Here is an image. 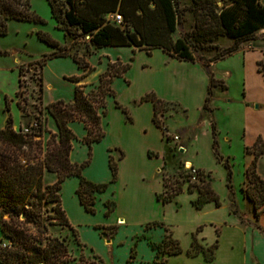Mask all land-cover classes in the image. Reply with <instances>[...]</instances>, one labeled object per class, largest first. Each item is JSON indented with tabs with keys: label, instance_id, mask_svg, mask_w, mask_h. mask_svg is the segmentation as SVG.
Instances as JSON below:
<instances>
[{
	"label": "trees",
	"instance_id": "trees-1",
	"mask_svg": "<svg viewBox=\"0 0 264 264\" xmlns=\"http://www.w3.org/2000/svg\"><path fill=\"white\" fill-rule=\"evenodd\" d=\"M180 0H61L65 4L59 17L53 8L54 0H47L50 16L64 25H75L82 32H88L89 42L94 48L114 45L143 48H162L169 55L178 59L199 61L209 76L207 94L203 104L204 110H209V101L213 87L220 85L225 88L222 80L214 77L209 67L211 60L220 58L237 48L241 41L255 35V31L264 27V2L261 0H222L219 6L217 0H188L184 6L194 18L193 26L183 31L181 36L173 37L172 33L182 25L179 10ZM117 12L120 21L114 22L106 15ZM7 19L41 22L42 19L30 8L27 0H0V34L5 32ZM37 37L50 46L57 43L46 34L37 32ZM220 37L232 40L227 46H220ZM214 50L211 56L198 54L199 49ZM133 49V48H132ZM57 56H65L58 54ZM77 67L85 72L92 69L86 60L71 56ZM129 67V61L107 62L105 69L99 73L94 89L84 91L82 85L75 83L72 98L63 100L57 98L45 105V110L52 117L56 126V139L46 142L42 151L39 135L41 123H35L29 131L11 129L8 124L0 127V264H63L72 260L62 237L46 232L47 225L66 226L75 232L70 225L60 203L59 189L61 181L70 175L78 178L75 194L78 202L86 211H93L94 193L103 191L106 182H93L81 174V169L88 159L80 163L69 159L71 140L74 133L67 125L68 121L78 120L85 132L80 141L90 147V143L100 140L104 131L100 124V115H105L107 96L114 98L115 91L111 86L112 78L121 76ZM259 70L264 73L263 61L258 62ZM80 75H69L65 78L76 82ZM115 106L120 104L115 100ZM139 101L150 100L152 104L151 119L155 125L163 128L166 139L174 136L166 132L161 115L169 103L157 97L153 91H146L138 98ZM100 110L98 111V109ZM126 113V109L121 106ZM127 116V114H126ZM212 149L218 161L226 168V185L229 196V209L239 213L233 197L231 184V162L218 151L216 129L212 123ZM180 145H183L180 143ZM245 151L254 153V158L245 169L246 179L241 185L243 195L252 202L253 214L258 218L264 211V179L256 171V159L263 152V141L257 137ZM151 154L150 151L147 152ZM89 154V153H88ZM122 152H119V156ZM107 166L110 172L108 181H113L116 175V163L107 155ZM181 169L174 178L173 173L163 172V190L156 193V198L163 202L172 200L175 195L187 191H196L193 200L196 207H201L207 201L220 204L219 196L212 187V173L204 168ZM53 172L55 179L51 183L42 182L43 171ZM166 173V174H165ZM53 202L48 211L43 204ZM104 214L113 206V201L104 200ZM240 214V213H239ZM6 215V218H4ZM241 215V214H240ZM154 223V222H153ZM148 224L144 225L146 228ZM5 242L4 246L1 243ZM162 253L172 254L182 249L179 243L168 235L163 236ZM159 243H150L155 249V255L160 253ZM217 241L204 247L193 239L188 253L203 251L207 259L212 260ZM134 250H130V255ZM101 260V259H100ZM153 264L161 263L155 260ZM77 264H97L94 261L79 260Z\"/></svg>",
	"mask_w": 264,
	"mask_h": 264
},
{
	"label": "crops",
	"instance_id": "crops-1",
	"mask_svg": "<svg viewBox=\"0 0 264 264\" xmlns=\"http://www.w3.org/2000/svg\"><path fill=\"white\" fill-rule=\"evenodd\" d=\"M224 39L220 37L215 42L220 46L232 43L231 39ZM104 47L124 49H111L116 52L110 54L107 49H101ZM95 49H100L98 55L105 56L103 63L97 59L98 68H94L86 57L92 71L85 72L78 67L75 74L61 76L81 74L78 80L83 85L97 79L111 58L129 61V67L122 75L112 78L111 85H115L114 79H120L121 94L119 96L114 90V98L106 100V112L100 122L104 131L100 139L108 138L106 144L112 146L116 159L115 179L109 182L113 200L104 199L113 201V210L109 214L111 220L106 226L124 220L116 230L121 226L137 227L138 233L135 231L132 235L143 240L149 250L148 258H139L137 264H153L155 260H161L159 264H264V211L256 218L252 202L241 190L246 179L245 169L254 158V153L245 151V147L252 145L259 136L263 141V152L256 159V171L264 179V73L258 68V62H264V27L257 29L252 38L241 41L230 53L209 62L214 77L225 84V88L213 87L209 110L203 109L209 76L199 61L178 59L159 47L149 51L114 45ZM231 85L235 89L233 93L230 92ZM146 91H153L169 103L161 119L167 132L178 135L182 150H174L175 141L166 139L163 128L152 121L151 101L138 100ZM113 99L120 106H115ZM171 104L178 107L173 108ZM212 123L216 129L218 151L224 157L238 161L241 178L238 181L239 194L234 196L241 215L231 211L226 200L219 205L207 201L196 207L193 204L196 191L184 190L165 202L155 196L163 190L164 167L170 172H175L179 164L204 168L219 172L225 181V171L221 169L224 165L217 160L212 149ZM148 151L151 154L148 155ZM75 178L73 186L78 183ZM75 197L78 202L76 194ZM145 224H148L146 228ZM164 232L179 243L180 252L155 255L150 243L159 241ZM113 233L105 238L107 244L111 243ZM193 239L204 247L217 241L212 260L207 259L203 251L187 252Z\"/></svg>",
	"mask_w": 264,
	"mask_h": 264
},
{
	"label": "rangeland",
	"instance_id": "rangeland-1",
	"mask_svg": "<svg viewBox=\"0 0 264 264\" xmlns=\"http://www.w3.org/2000/svg\"><path fill=\"white\" fill-rule=\"evenodd\" d=\"M217 1L220 6L222 0ZM27 2L29 8L42 21L33 22L7 19L4 21L5 32L0 34V127L8 124L13 130L20 129L23 132H27L33 125L31 122L36 121L37 123H41L39 135L35 136V138L40 139L42 151H44L46 142L56 139L57 131L52 117L45 110L46 103L56 98L63 100L70 99L73 85L75 83L80 84V80L73 83L61 76L62 74H75L79 71L71 56L75 55L83 60H86V57H88L94 68H98L100 63L105 62V56L98 55L100 49H95L89 42L88 32L80 31L75 25H64L63 22L55 21L50 16L47 0H27ZM188 3V0L179 1L182 25L178 26L172 33L173 37L181 36L183 31H188L193 26V15L189 10L184 8ZM53 8L55 13L60 17L65 4L61 3V0H54ZM106 17L109 19V14ZM37 32L46 34L57 44L55 46L46 44L37 37ZM226 39L223 41H226ZM101 49H107L110 54H114L116 51L111 49H120L121 51L124 48L104 47ZM207 50L204 48L199 49L198 54L207 57L208 54L214 53L213 49L208 50L210 51L208 53L206 52ZM63 53L65 56H57ZM97 59L100 63L97 62ZM114 60L111 58L109 62ZM97 81L98 78L83 85L81 84L83 90L94 89ZM119 81L120 79L118 78L114 79L115 85L111 86L120 96L121 86L119 85ZM230 92H235L233 85H231ZM109 98L111 99L112 97L107 96L105 100L108 102ZM210 102L211 98L209 104ZM172 106L173 108L178 107L176 105ZM102 119L103 115H100V122ZM69 127L75 135V138L71 141L70 160L80 163L88 159L86 165L81 169L82 176L93 182H106V187L103 191L98 192V194L94 193L93 211L90 212L84 210L76 200L74 194L76 186L72 185V181L73 183L76 182L75 176H69L63 180L59 190L61 205L65 209L66 216L75 232L66 226L60 227L59 225H47L46 230L51 235L62 237L73 256L72 260H68L63 264H77L79 260H92L97 262V264H137L139 258L146 260L149 256L148 247L143 240H139L135 235H132L133 232L137 231V227L132 225L121 226L116 230L119 223L124 220H116L113 224L106 226V223L111 220V216L109 215L111 210L106 215L104 214L105 206L103 205V200L105 198L113 200L110 196L112 185L109 184L111 181H108L107 155L109 154L116 163L112 146L106 144L109 142L108 138L107 140L100 139L101 141L99 140L95 143L91 142L88 148L85 143L80 141L81 136L84 134L80 121L73 120L69 123ZM108 137L110 140L111 137ZM173 140L175 141L173 144L174 150L182 148L181 142L176 137ZM230 162L232 169L231 184L234 188L233 197L235 201V193L239 194L238 181L241 178V174L237 170V159L230 158ZM221 167L225 171V181L219 172L212 171V185L214 184L217 188L215 186L212 187L219 196L220 204L226 200L229 207L230 200L226 185V168L222 165ZM181 169L186 171L189 167L179 164L175 172H170L166 167L163 168V172L166 170L168 173H173L174 176L172 177L174 178ZM54 179L55 174L53 172L43 171V183H51ZM52 203H45L43 207L51 211L49 210V206ZM243 203H245L244 200ZM4 218H6V215H4ZM112 233V241L110 244H107L109 242H105V240L107 241L105 238H107L108 234ZM164 235H168V232H164ZM162 241L163 236L159 241L153 240V243L160 242V253H157V256H160L162 253ZM131 249L135 251V254L131 253L130 255Z\"/></svg>",
	"mask_w": 264,
	"mask_h": 264
},
{
	"label": "built area",
	"instance_id": "built-area-1",
	"mask_svg": "<svg viewBox=\"0 0 264 264\" xmlns=\"http://www.w3.org/2000/svg\"><path fill=\"white\" fill-rule=\"evenodd\" d=\"M109 18L111 19V20H113L114 22H119L120 21V15H119V13H117V12H113V13H110L109 14ZM35 123H37L36 121H33V122H31V124H33V125H35ZM174 136V138L176 137V138H178V135H173ZM189 169H190V171L192 172V173H196V169H195V167H189ZM5 245V242H2L1 243V246H4Z\"/></svg>",
	"mask_w": 264,
	"mask_h": 264
},
{
	"label": "water",
	"instance_id": "water-1",
	"mask_svg": "<svg viewBox=\"0 0 264 264\" xmlns=\"http://www.w3.org/2000/svg\"><path fill=\"white\" fill-rule=\"evenodd\" d=\"M180 150H182V148H180ZM38 264H40V263H38Z\"/></svg>",
	"mask_w": 264,
	"mask_h": 264
},
{
	"label": "bare ground",
	"instance_id": "bare-ground-1",
	"mask_svg": "<svg viewBox=\"0 0 264 264\" xmlns=\"http://www.w3.org/2000/svg\"><path fill=\"white\" fill-rule=\"evenodd\" d=\"M121 223H124L123 221Z\"/></svg>",
	"mask_w": 264,
	"mask_h": 264
}]
</instances>
